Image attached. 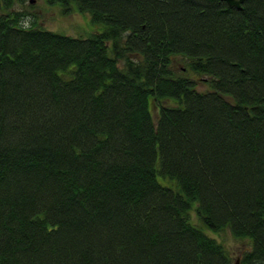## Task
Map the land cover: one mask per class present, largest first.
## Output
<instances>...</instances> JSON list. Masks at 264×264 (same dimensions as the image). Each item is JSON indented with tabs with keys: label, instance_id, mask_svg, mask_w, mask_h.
Returning a JSON list of instances; mask_svg holds the SVG:
<instances>
[{
	"label": "trees",
	"instance_id": "16d2710c",
	"mask_svg": "<svg viewBox=\"0 0 264 264\" xmlns=\"http://www.w3.org/2000/svg\"><path fill=\"white\" fill-rule=\"evenodd\" d=\"M14 3L0 264H233L226 230L264 264V0H46L88 17L78 38Z\"/></svg>",
	"mask_w": 264,
	"mask_h": 264
},
{
	"label": "rangeland",
	"instance_id": "374dc122",
	"mask_svg": "<svg viewBox=\"0 0 264 264\" xmlns=\"http://www.w3.org/2000/svg\"><path fill=\"white\" fill-rule=\"evenodd\" d=\"M14 9L24 11L29 14L26 22L28 25L34 23L37 27L44 28L46 30L63 34L66 36L78 38L85 37L90 30L88 23V17L79 13L71 11L67 13L63 11L62 5H48L46 0H35L34 3H30L29 0H24L21 4L16 0L14 3ZM62 10V11H61ZM1 11V7H0ZM199 83L196 84L197 91L207 90L205 85L202 84L201 79H198ZM191 218L196 222V217L192 213ZM211 237L224 244L226 249L232 252V263L241 254L242 250H245L247 241L244 243L235 241L229 231L220 232L219 234H210Z\"/></svg>",
	"mask_w": 264,
	"mask_h": 264
},
{
	"label": "water",
	"instance_id": "95a60500",
	"mask_svg": "<svg viewBox=\"0 0 264 264\" xmlns=\"http://www.w3.org/2000/svg\"><path fill=\"white\" fill-rule=\"evenodd\" d=\"M224 3H226L229 7L231 8H235L237 10H240L241 9V5L243 3V0H220ZM35 0H30V3H34ZM264 222V220H263ZM238 258L236 259L235 263L234 264H238Z\"/></svg>",
	"mask_w": 264,
	"mask_h": 264
},
{
	"label": "flooded vegetation",
	"instance_id": "af4514ba",
	"mask_svg": "<svg viewBox=\"0 0 264 264\" xmlns=\"http://www.w3.org/2000/svg\"><path fill=\"white\" fill-rule=\"evenodd\" d=\"M30 1V0H29Z\"/></svg>",
	"mask_w": 264,
	"mask_h": 264
}]
</instances>
